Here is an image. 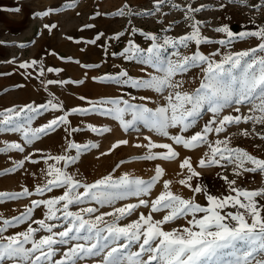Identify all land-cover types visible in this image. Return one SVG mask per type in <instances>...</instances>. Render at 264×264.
<instances>
[{
	"label": "snow or ice",
	"instance_id": "6c2138e0",
	"mask_svg": "<svg viewBox=\"0 0 264 264\" xmlns=\"http://www.w3.org/2000/svg\"><path fill=\"white\" fill-rule=\"evenodd\" d=\"M165 2L157 0V9ZM74 6L66 5L67 8ZM172 7L179 9L180 5L173 4ZM255 7L264 11V4ZM202 8H192L189 4L181 9L185 12V19L191 21L189 27L192 30L178 39L164 38L161 42L158 36L148 35L151 46L147 49L129 42L122 55L146 66L142 69L145 75L132 77L124 71L103 78L117 85L152 92L155 100L148 95L104 99L93 103L90 108L73 109L33 128V113L63 112L61 104L49 100L38 107L0 112V129L18 132L24 145H32L62 127L69 136L79 131L70 127L69 116L72 114L102 111L118 122L125 133L140 132L143 128L158 138L171 141L156 142L152 136H144L147 143L133 145L146 149L140 157L144 161L172 162L179 157L174 146L185 150L206 146L208 151L199 159L197 167L201 170L220 167L226 171L231 166L235 179L217 173L227 186L228 194H212L199 179L201 172L193 166L191 157L180 163L179 175L183 178L177 181L192 193L188 198L174 193L171 190L173 181L165 179L163 191L155 199H149L165 175V169L159 165L149 180L127 173L117 178L110 173L93 183H86L69 169L78 163L81 155L98 148V145L70 140L64 154L41 155L46 165L41 170L43 183L35 186L34 191L24 188L15 194L0 193V201L34 195L40 197L31 200L19 216L12 219L0 217V264H264V187L248 190L236 186L237 180L246 173L264 177V158L231 147V137L219 138L231 126L251 123L252 132L245 129L241 134L244 137L254 134L264 140V133H255L257 125L264 126V27L257 26L255 31L237 34L224 25L215 31L225 34L227 39L213 41L201 34L202 22L193 15ZM50 14L51 10L40 15ZM117 15L123 17L125 10H120ZM45 27L51 30L48 25ZM114 38L119 39V36ZM249 38H255L257 45L248 50L223 54L217 50L209 55L199 51L202 44L218 43L230 49L234 41ZM191 44H195L197 50L191 55L183 54L181 49H188ZM169 48L173 49L171 55H162ZM36 64L37 61L33 60L19 67L27 70ZM149 68L154 71H147ZM193 69H199L202 78L199 87L187 91L183 76ZM53 71L56 70L48 69V72ZM39 74L43 76V67ZM47 83L57 82L49 80ZM148 103H155L156 107H149ZM242 106L248 108L247 114L241 113ZM226 110L237 115L225 114ZM206 112L211 114V119L201 126L199 122ZM196 127L200 130L188 135ZM89 129L98 136L111 132L109 128L89 126ZM172 130L177 134H172ZM213 135L216 139H210ZM128 143L126 139L119 140L108 153L101 155H108ZM24 145L7 143L0 152L23 153ZM71 152L75 154H69ZM25 159L32 164L41 163L31 156ZM23 167V161L16 164L17 169ZM54 190H61L62 194L47 197ZM201 195L206 205L197 202ZM130 198H136L137 202L115 207L118 202ZM91 204L98 207L84 206ZM105 206L113 210L97 214ZM73 207L79 210L73 211ZM141 207L149 209L147 215L140 212L137 219L121 223ZM38 209L42 210V218L34 219ZM161 213L160 219L154 218V214ZM180 220L184 221L183 225L165 230L166 225ZM25 224L27 227L23 231L5 234L10 228Z\"/></svg>",
	"mask_w": 264,
	"mask_h": 264
},
{
	"label": "rangeland",
	"instance_id": "374dc122",
	"mask_svg": "<svg viewBox=\"0 0 264 264\" xmlns=\"http://www.w3.org/2000/svg\"><path fill=\"white\" fill-rule=\"evenodd\" d=\"M70 4L75 6L67 8L66 5ZM156 4L157 0H0V112L12 108L19 110L27 106L38 107L49 100H54L63 106V112L33 113L31 126L38 128L59 115L71 112L73 109L90 108L93 103L104 99L148 95L155 100L156 96L152 92L117 85L103 78L115 76L124 71L132 77L145 75L142 69L146 66L122 55L129 42L147 49L151 46V41L147 39L148 35H156L162 42L164 38L178 39L190 33L191 21L185 19V12L181 10L189 4L196 9H201L203 6L202 10L193 15L196 20L202 22L201 34L213 41L227 39L225 34L215 31L216 28L224 25L237 34L255 31L257 26L264 27V11L255 7L264 4V0H246V2L236 0L235 3L230 0H166L165 3L160 4L159 9ZM173 4L180 5V8L172 7ZM122 9L125 10L123 17L117 15ZM49 10H51L50 15H40ZM45 25H48L51 30ZM52 25L55 27H51ZM117 36L119 39L114 38ZM93 40L96 43H91ZM256 45L255 38H249L234 41L230 49L223 48L218 43L202 44L199 51L209 55L219 50L223 54L227 51L248 50ZM196 50L195 44H191L188 49H181V52L191 55ZM172 51L173 49L169 48L162 55L170 56ZM33 60L37 61L36 66L27 70L19 67L20 64H30ZM41 67L44 69L43 76L39 74ZM49 68L56 71L48 72ZM147 71L154 70L149 68ZM201 78L202 73L199 69H193L184 74V89L193 91L199 87ZM49 80L57 83L48 84ZM148 106L155 108L156 104L148 103ZM241 113L247 114L248 108L242 106ZM225 114L237 115L230 110H226ZM209 119L211 114L206 112L199 124L202 126ZM69 120L70 127L79 131L69 136L62 127L32 145H24L20 133L0 129V149L7 143L14 142L25 146L23 153L0 152V193L15 194L24 188L34 191L35 186L43 183L41 170L46 165L42 162L41 155L64 154L71 140L78 144L98 145V148L81 155L78 163L69 169L76 173L78 179L86 183H93L110 173L117 178L127 173L133 177L149 180L155 174V167L159 165L165 169V175L154 188L149 199H155L163 191L162 183L165 179L173 181L171 190L174 193L184 198L192 195L189 190L177 183L183 178L179 175L181 173L179 165L183 159L191 157L193 166L197 167L199 159L208 151L206 146L197 150H185L174 146L179 152V157L172 162L144 161L140 157L145 154L146 149L133 146L137 143H147L143 139L144 136L150 135L156 142L171 143V141L158 138L143 128L140 132L125 133L118 122L102 111L72 114ZM89 126L109 128L111 132L98 136L90 131ZM245 129L252 132L253 125L242 123L231 126L225 133L220 134L219 138L231 137V147H239L258 158H264V140L254 134L244 137L241 133ZM199 130L200 127H196L188 135ZM255 133H264V126L257 125ZM172 134H177L176 130H172ZM125 139L129 141L127 145H121L108 155H101V153H108L115 142ZM210 139H216L215 135L210 136ZM27 156L41 160V163L32 164L25 159ZM21 161L24 162V167L17 169L16 164ZM197 171L201 172L199 179L214 195L228 194L227 186L219 179L217 173L227 175L230 180L236 178L232 175L231 166L226 171L220 167L204 170L197 167ZM192 183L195 185L196 181ZM236 186L257 190L264 187V177L246 173L243 178L237 180ZM60 194H62L61 190H54L47 194V197ZM38 198L40 197L34 195L19 200L0 201V217L12 219L19 216L31 200ZM136 202V198H130L127 201L118 202L115 207ZM197 202L206 205L202 195L197 197ZM84 206L98 207L95 204ZM72 210L79 209L73 207ZM112 210V207L105 206L100 208L97 214ZM140 212L147 215L149 209L141 207L121 223L127 224L137 219ZM162 215V213L154 214V218L160 219ZM40 218H42V210L38 209L34 213V219ZM183 224L184 221L180 220L166 225L165 230H171L172 227ZM26 227L25 224L10 228L5 234L12 235L23 231Z\"/></svg>",
	"mask_w": 264,
	"mask_h": 264
}]
</instances>
